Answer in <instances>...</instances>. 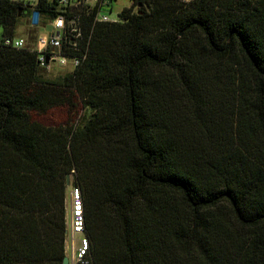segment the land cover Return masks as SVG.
<instances>
[{
	"label": "trees",
	"instance_id": "trees-1",
	"mask_svg": "<svg viewBox=\"0 0 264 264\" xmlns=\"http://www.w3.org/2000/svg\"><path fill=\"white\" fill-rule=\"evenodd\" d=\"M22 14L0 0V264H62L66 176L90 264H264V0L89 16L87 58L52 80L2 44Z\"/></svg>",
	"mask_w": 264,
	"mask_h": 264
},
{
	"label": "built area",
	"instance_id": "built-area-1",
	"mask_svg": "<svg viewBox=\"0 0 264 264\" xmlns=\"http://www.w3.org/2000/svg\"><path fill=\"white\" fill-rule=\"evenodd\" d=\"M21 5L24 15H30V27L35 33V48L28 45L27 38L12 35L2 37V44L15 50H26L36 57L39 70L51 73L54 69L65 72L77 68L86 58L89 42L84 35V19L92 16L94 22L119 23L121 12L110 17L113 4L118 0H12ZM132 4V0H129ZM193 0H181L190 3ZM130 4V6H131ZM129 6V7H130ZM138 7L134 8V11ZM66 208V231L64 249L69 264H90L89 239L85 233L83 201L79 188L70 186ZM69 254H68V253Z\"/></svg>",
	"mask_w": 264,
	"mask_h": 264
},
{
	"label": "rangeland",
	"instance_id": "rangeland-1",
	"mask_svg": "<svg viewBox=\"0 0 264 264\" xmlns=\"http://www.w3.org/2000/svg\"><path fill=\"white\" fill-rule=\"evenodd\" d=\"M130 4L131 3L129 0H118L117 2L113 4L114 6L113 11H112L113 13L110 14L107 11H105V13L109 15L110 17H112L113 15L116 14V12H120L122 9L129 7ZM30 15L31 13H28L24 15L23 17H20L16 25L15 35L18 37L27 38L28 45L32 48H35L36 46L35 39L33 38V36L31 37V39L29 37L31 33H35L36 31L35 29L29 26L30 25ZM39 73L43 76L44 79L52 80V79L60 78L67 72H65L63 69H54L52 70L51 73H45V71L41 69L39 70ZM83 114H84V110L81 108L80 105H78L75 110L68 109V108H55L42 115L32 113L30 116L33 121H36L44 126L57 127V126H64L66 124H71L73 122H80L81 119L83 118ZM71 184H72V177H70L69 187L72 186ZM68 193H69V189H68L67 197H66V208H68V201H67Z\"/></svg>",
	"mask_w": 264,
	"mask_h": 264
},
{
	"label": "water",
	"instance_id": "water-1",
	"mask_svg": "<svg viewBox=\"0 0 264 264\" xmlns=\"http://www.w3.org/2000/svg\"><path fill=\"white\" fill-rule=\"evenodd\" d=\"M65 181H66V187H69V185H70L69 176H66V180ZM62 264H69V259L66 256L63 258Z\"/></svg>",
	"mask_w": 264,
	"mask_h": 264
}]
</instances>
